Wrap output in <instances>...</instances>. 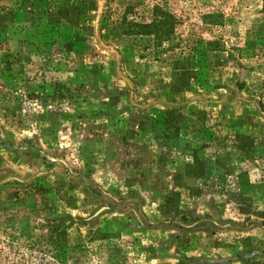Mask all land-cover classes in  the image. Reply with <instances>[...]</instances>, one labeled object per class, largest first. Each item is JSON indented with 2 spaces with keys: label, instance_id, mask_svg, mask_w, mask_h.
<instances>
[{
  "label": "rangeland",
  "instance_id": "rangeland-1",
  "mask_svg": "<svg viewBox=\"0 0 264 264\" xmlns=\"http://www.w3.org/2000/svg\"><path fill=\"white\" fill-rule=\"evenodd\" d=\"M0 164V264H264V0H0Z\"/></svg>",
  "mask_w": 264,
  "mask_h": 264
},
{
  "label": "trees",
  "instance_id": "trees-1",
  "mask_svg": "<svg viewBox=\"0 0 264 264\" xmlns=\"http://www.w3.org/2000/svg\"><path fill=\"white\" fill-rule=\"evenodd\" d=\"M174 18L173 16L168 15L162 10V7L154 5L153 7V16L149 22H137L133 19L127 20L126 14L124 13L121 17L120 24L117 27H120V31L124 34L130 36H153L157 45L162 43L161 37L167 36L173 31L174 22L169 21ZM241 86V84L239 85ZM262 106L263 104L259 102ZM8 168L5 165L0 164V180L3 179ZM162 222V221H161ZM172 221L166 220L164 223L170 224ZM261 227L264 229V220L260 221Z\"/></svg>",
  "mask_w": 264,
  "mask_h": 264
}]
</instances>
